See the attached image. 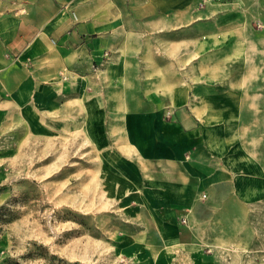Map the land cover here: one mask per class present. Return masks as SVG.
Masks as SVG:
<instances>
[{"label":"crops","instance_id":"crops-1","mask_svg":"<svg viewBox=\"0 0 264 264\" xmlns=\"http://www.w3.org/2000/svg\"><path fill=\"white\" fill-rule=\"evenodd\" d=\"M260 1L0 0V130L96 131L168 250L248 264L264 246Z\"/></svg>","mask_w":264,"mask_h":264},{"label":"rangeland","instance_id":"rangeland-1","mask_svg":"<svg viewBox=\"0 0 264 264\" xmlns=\"http://www.w3.org/2000/svg\"><path fill=\"white\" fill-rule=\"evenodd\" d=\"M255 11L264 27V0ZM185 28L187 49L193 30ZM257 37L250 53L259 65L255 89L264 91V35ZM45 133L35 135L27 121L0 130V264H192L156 236L162 212L114 172L96 131ZM261 248L242 261L264 264Z\"/></svg>","mask_w":264,"mask_h":264},{"label":"built area","instance_id":"built-area-1","mask_svg":"<svg viewBox=\"0 0 264 264\" xmlns=\"http://www.w3.org/2000/svg\"><path fill=\"white\" fill-rule=\"evenodd\" d=\"M202 197H205V194H203Z\"/></svg>","mask_w":264,"mask_h":264}]
</instances>
